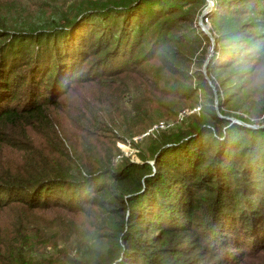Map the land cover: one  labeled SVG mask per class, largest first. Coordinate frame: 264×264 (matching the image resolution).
Segmentation results:
<instances>
[{"label":"trees","instance_id":"1","mask_svg":"<svg viewBox=\"0 0 264 264\" xmlns=\"http://www.w3.org/2000/svg\"><path fill=\"white\" fill-rule=\"evenodd\" d=\"M25 1L0 0V264L56 249L34 218L74 238L75 264H251L264 252V126L250 125L264 113V0L214 1L205 73V0ZM145 63L200 112L114 164L117 137L77 85L114 93Z\"/></svg>","mask_w":264,"mask_h":264},{"label":"rangeland","instance_id":"2","mask_svg":"<svg viewBox=\"0 0 264 264\" xmlns=\"http://www.w3.org/2000/svg\"><path fill=\"white\" fill-rule=\"evenodd\" d=\"M73 1L74 0H68V5ZM205 1V5L202 6L201 9L198 8L200 12L195 13L196 16H198L196 17V21L201 22V24L203 23L202 20L205 21L203 18L201 21H199L202 11H204L207 7L208 1L212 2L208 9L211 7L213 8L215 0ZM2 2H4V0H2ZM23 3H25L30 10H34L35 8L38 10L40 7L37 6L38 4L46 5L45 0H31V3L28 1ZM42 7L45 8V6ZM28 18L29 17L23 19L26 20L25 23H31L33 20V18ZM204 25L205 26H203V28L210 33L212 38V34L209 31L210 23L206 22ZM14 26H18V24ZM208 50L209 46L206 51ZM157 65H159L158 62H156L155 66ZM144 66H147L148 68L143 72L132 74L131 76H128V78H126L127 76L124 77V85L123 83L116 81L117 85H112L113 88H116V92L114 93H112V90H107V87L103 83L87 85H85V83L81 84L85 86L77 85L79 89L81 87L85 88L81 91V93H79V95L86 97L85 102H82L81 99L77 97L79 106L85 105V107L88 106L89 109H92L97 118H103L105 122L110 124L111 127H106L112 130L117 137L115 141L113 159L114 164L124 157L130 161L141 162L142 159L140 158V155H148L149 142L154 138L155 135H172V133L177 132V128H186V123H188L187 116H189L191 113L198 114V111L201 107L200 104L189 107V104L187 103L176 101L178 99L177 96L163 92L165 90L161 88H163V86H169L171 83L165 85L161 81V84L157 85L158 80H153L155 72L148 71L149 66L147 63H145ZM189 66L190 68L194 67L193 65ZM170 78L171 76L166 77L167 80ZM145 80H147V82ZM199 94V96H201L202 92H199ZM179 104H184L187 107L182 109V111L179 110L180 112L178 111V113H175ZM190 104H192V102ZM136 105L142 106L144 110H146V117L137 119L134 109ZM233 113L238 114L239 111L233 110ZM229 118L232 122L244 124V122L233 115H230ZM250 125L254 127H257L258 125L264 126V113L260 117L253 118ZM146 160L149 163H152V160L149 159V157ZM0 218L2 219L3 215L0 216ZM40 221L42 224H44L42 225V232H44L46 236H48L50 233L52 236L50 241L56 244V249L51 250L50 245H47L46 247H41L39 249L40 251L37 253L32 252V255L38 254L39 256V263L36 264H75V262L71 261V258L76 252L75 245L73 243L74 238H72V236L70 237V235H67L66 237V233L62 232L56 226L50 227L51 229L45 228V219L38 220L37 218H34L26 222V226H36ZM102 242L104 250H107L105 249L107 244L104 241ZM64 248L71 250L64 251ZM42 251H46L48 254H40ZM61 251L63 254L58 255ZM103 257H105V254L102 255V258ZM250 262L251 264H260L264 262V252H261L259 255L255 256Z\"/></svg>","mask_w":264,"mask_h":264},{"label":"water","instance_id":"3","mask_svg":"<svg viewBox=\"0 0 264 264\" xmlns=\"http://www.w3.org/2000/svg\"><path fill=\"white\" fill-rule=\"evenodd\" d=\"M211 3H212L211 1H208V5H207V7L205 8V10L202 11V13H201V17H200L199 21L202 20L203 16L205 15V13H206V11L208 10V7H209V5H210ZM198 25H199V26L202 28V30H203V31H204V32H205V33L211 38L210 33H209L208 31H206V29L203 28V26H205V25H204L203 23L201 24V22H198ZM211 40H212V44H211L210 54L208 55V57H207V59H206L204 65H203V72H204V73H205V71H206V64H207V62H208V60H209V58H210V56H211V54H212L213 47H214V39H213V37L211 38Z\"/></svg>","mask_w":264,"mask_h":264},{"label":"built area","instance_id":"4","mask_svg":"<svg viewBox=\"0 0 264 264\" xmlns=\"http://www.w3.org/2000/svg\"><path fill=\"white\" fill-rule=\"evenodd\" d=\"M203 19H205V21L208 23V19H207L205 16L203 17ZM202 21H203V20H202ZM205 21H204V22H205ZM206 22H205V23H206ZM203 24H204V23H203Z\"/></svg>","mask_w":264,"mask_h":264}]
</instances>
